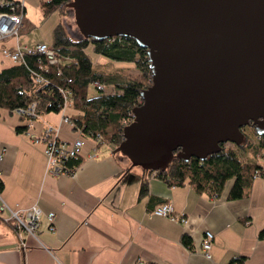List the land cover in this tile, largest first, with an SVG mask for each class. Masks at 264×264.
Masks as SVG:
<instances>
[{"label":"crops","instance_id":"1","mask_svg":"<svg viewBox=\"0 0 264 264\" xmlns=\"http://www.w3.org/2000/svg\"><path fill=\"white\" fill-rule=\"evenodd\" d=\"M22 29L23 24L17 37L0 42V70L14 63L2 53L4 48L28 45ZM60 116L48 113L27 122L0 109L1 199L10 207L37 204L43 212H54L53 232L42 220V246L0 219V264H235L231 261L240 257L242 264H264V239L257 237L264 226V176L253 178L238 199L227 197L231 180L216 196L188 185L171 186L133 167L127 157L113 152L112 144L82 137ZM48 123L56 127L59 140L83 138L81 160L71 175H45L42 144L24 134L38 135ZM17 126L26 130L17 132ZM248 136L255 138L253 131ZM142 184L146 190L140 195ZM162 202L172 204L186 222L152 214ZM206 230L214 235L208 260L200 249ZM185 235L189 244L184 245ZM20 236L27 250L19 248Z\"/></svg>","mask_w":264,"mask_h":264},{"label":"water","instance_id":"2","mask_svg":"<svg viewBox=\"0 0 264 264\" xmlns=\"http://www.w3.org/2000/svg\"><path fill=\"white\" fill-rule=\"evenodd\" d=\"M83 38L123 36L145 48L139 92L119 152L143 171L175 156L203 160L264 133V0H69Z\"/></svg>","mask_w":264,"mask_h":264},{"label":"trees","instance_id":"3","mask_svg":"<svg viewBox=\"0 0 264 264\" xmlns=\"http://www.w3.org/2000/svg\"><path fill=\"white\" fill-rule=\"evenodd\" d=\"M68 2L43 0L40 1V9L44 15H50L56 9L65 8ZM5 10V7H0V11ZM24 21L25 14L21 27ZM51 35L49 44L58 56L55 64L35 52L24 55L23 63H13L0 70V109L13 112L34 102L33 115H18L21 120L30 122L40 115L58 114L65 97L72 110L69 114L65 112V116L72 121L74 130L96 144L105 142L117 146L122 140L121 129L132 121L130 113L140 103L139 92L150 84L145 48H140L133 39L123 36L99 40L86 39L81 35L74 38L60 21L56 22ZM86 48L110 61L131 64V68L137 72L136 76L131 77L118 70L108 73L98 71L85 53ZM94 82L100 84L101 89L95 87L96 93L89 96L88 87L90 84L94 87ZM25 128L17 126L15 130L24 132ZM96 136L98 141L94 139ZM219 148L218 152L207 155L203 160L178 158L175 156L177 149L167 168L154 176L168 185H188L195 192H207L214 196L220 194L226 182L231 180L227 197L238 199L247 191L253 178L264 176V133L255 135L254 139L245 135L240 144L224 143ZM80 160L81 157L69 160L67 165L78 167ZM144 172L151 174L150 171ZM145 190V184H142L139 194L145 193ZM182 237L183 244H189V238L186 235ZM257 237L264 239V226L257 232ZM242 262V257L231 261L235 264Z\"/></svg>","mask_w":264,"mask_h":264},{"label":"built area","instance_id":"4","mask_svg":"<svg viewBox=\"0 0 264 264\" xmlns=\"http://www.w3.org/2000/svg\"><path fill=\"white\" fill-rule=\"evenodd\" d=\"M0 7H5V11H0V42L10 38L11 36L17 37L21 23L23 20V7L24 4L22 0L14 3L11 0H0ZM35 52L42 54L43 57L51 64H55L58 60V56L52 45L43 42H37L33 45H17L15 48L8 49L4 48L2 53L10 58L14 63H23V56L26 54H34ZM94 87L101 89V85L97 82H94ZM68 100L64 97V103L60 110V119L62 122L68 123L72 126V121L65 116V109L68 107ZM35 103H29L26 107L16 108L13 113L17 115L30 116L33 115ZM132 119V112L130 113ZM26 137L33 144H42V154L45 157L44 163V174L49 176H62V175H71L76 166H68L67 162L72 159H78L82 156V148L84 146L83 138L77 137L71 142H65L59 140L56 127L51 124H46L43 130L37 135L30 132L24 133ZM96 141L99 140L98 136L94 138ZM94 141V140H93ZM95 142V141H94ZM95 154L90 155L94 157ZM150 175L154 176L155 171H150ZM151 213L156 216H164L169 218L172 222H179L184 224L186 222L185 217H181L174 213L173 205L169 202H162L158 206L154 207L151 210ZM53 217L54 212H43L40 210L37 204H32L28 208L22 207H10L7 205L0 196V219L7 223H11L18 233H23L28 237H33L36 243L39 246H42V243L38 240V233L42 227V220L46 222V230L48 232H53ZM213 234L210 230H206L202 234V239L200 242V249L202 255L207 260L210 259V245L213 240ZM19 248L27 250L29 245L26 244L22 236L18 240ZM135 264H146L144 261H137Z\"/></svg>","mask_w":264,"mask_h":264},{"label":"rangeland","instance_id":"5","mask_svg":"<svg viewBox=\"0 0 264 264\" xmlns=\"http://www.w3.org/2000/svg\"><path fill=\"white\" fill-rule=\"evenodd\" d=\"M22 3L25 6V21L23 23L24 28L22 29L21 36H24L23 38L29 41V43H27L28 45L30 43L34 44L36 40L48 43L50 39V30L55 26L57 21L63 23L65 30L72 37L77 38L80 36L73 21V12L67 6L63 9L54 10L50 15H44V13L41 12L39 0H22ZM85 53L90 56L92 63L95 66L97 65L96 69L98 71L102 70L108 73L118 70L122 73H128L127 75L131 77L137 74V72L131 68L132 65L125 61H110L102 55L92 53L90 48H86ZM88 88L89 96L96 93V89L92 84H90ZM106 90H109V88H106ZM65 111L67 114L72 112L70 107H67ZM252 131L253 127L249 125H246L242 130L244 135L247 133V135L251 136Z\"/></svg>","mask_w":264,"mask_h":264},{"label":"flooded vegetation","instance_id":"6","mask_svg":"<svg viewBox=\"0 0 264 264\" xmlns=\"http://www.w3.org/2000/svg\"><path fill=\"white\" fill-rule=\"evenodd\" d=\"M243 130V129H242Z\"/></svg>","mask_w":264,"mask_h":264}]
</instances>
